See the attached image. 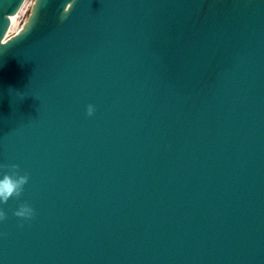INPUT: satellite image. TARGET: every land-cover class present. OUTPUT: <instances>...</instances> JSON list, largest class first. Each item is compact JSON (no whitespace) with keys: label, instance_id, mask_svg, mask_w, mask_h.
I'll return each mask as SVG.
<instances>
[{"label":"water","instance_id":"95a60500","mask_svg":"<svg viewBox=\"0 0 264 264\" xmlns=\"http://www.w3.org/2000/svg\"><path fill=\"white\" fill-rule=\"evenodd\" d=\"M24 1L0 0V175H29L0 264H264V0Z\"/></svg>","mask_w":264,"mask_h":264},{"label":"clouds","instance_id":"9594fccd","mask_svg":"<svg viewBox=\"0 0 264 264\" xmlns=\"http://www.w3.org/2000/svg\"><path fill=\"white\" fill-rule=\"evenodd\" d=\"M96 105L89 103L87 105V112L89 115L94 114ZM11 171L0 175V201H8L12 196L19 197L24 190L25 184L29 180V175L22 173L19 164L11 165ZM16 215L20 217L31 218L36 215V209L28 202L22 203L16 210ZM7 211L0 207V220L7 217Z\"/></svg>","mask_w":264,"mask_h":264}]
</instances>
